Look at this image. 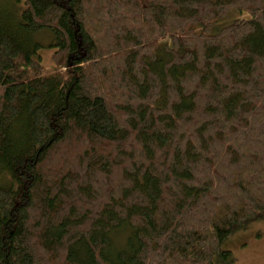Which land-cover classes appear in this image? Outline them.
Returning a JSON list of instances; mask_svg holds the SVG:
<instances>
[{"label": "trees", "instance_id": "16d2710c", "mask_svg": "<svg viewBox=\"0 0 264 264\" xmlns=\"http://www.w3.org/2000/svg\"><path fill=\"white\" fill-rule=\"evenodd\" d=\"M11 1L0 264L226 260L264 216V0Z\"/></svg>", "mask_w": 264, "mask_h": 264}, {"label": "rangeland", "instance_id": "374dc122", "mask_svg": "<svg viewBox=\"0 0 264 264\" xmlns=\"http://www.w3.org/2000/svg\"><path fill=\"white\" fill-rule=\"evenodd\" d=\"M23 8L25 7L24 2H21ZM15 3L11 0H0V12L6 15L9 19H19V12L13 5ZM21 14V13H20ZM250 14L248 12H240L237 9H233L223 20L226 21L228 17L231 18H247ZM36 39L40 40L45 46L40 47L38 52L42 57V63L46 69L54 65L52 59V53L54 46H47L51 41L52 35L48 31H42L35 35ZM163 40L162 42H164ZM23 57L16 58V63L21 65ZM25 66H28L24 58ZM24 66V67H25ZM49 70V69H48ZM23 76H32L33 72L22 73ZM115 176L118 175L116 172ZM119 176V175H118ZM2 178V177H1ZM123 233V232H122ZM223 247L230 250V256L224 261H217L216 264H264V216L260 219L250 221L244 227H240L234 231V233L224 242ZM61 260V259H59ZM59 260L56 264H60Z\"/></svg>", "mask_w": 264, "mask_h": 264}]
</instances>
